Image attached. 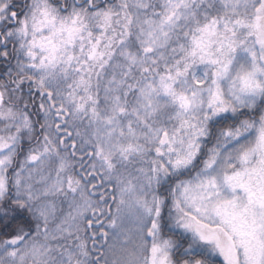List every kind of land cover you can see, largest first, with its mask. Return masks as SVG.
I'll return each mask as SVG.
<instances>
[{"label":"snow or ice","instance_id":"1","mask_svg":"<svg viewBox=\"0 0 264 264\" xmlns=\"http://www.w3.org/2000/svg\"><path fill=\"white\" fill-rule=\"evenodd\" d=\"M0 264H264V0H0Z\"/></svg>","mask_w":264,"mask_h":264}]
</instances>
